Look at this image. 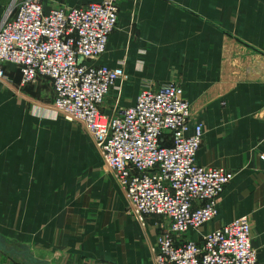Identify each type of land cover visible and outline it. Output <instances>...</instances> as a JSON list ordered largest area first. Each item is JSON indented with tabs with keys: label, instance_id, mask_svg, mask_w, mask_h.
I'll list each match as a JSON object with an SVG mask.
<instances>
[{
	"label": "crops",
	"instance_id": "crops-1",
	"mask_svg": "<svg viewBox=\"0 0 264 264\" xmlns=\"http://www.w3.org/2000/svg\"><path fill=\"white\" fill-rule=\"evenodd\" d=\"M14 0H0V18ZM102 0H44L47 12ZM100 64L122 70L105 111L146 87L182 85L191 124L205 130L197 162L234 172L202 235L250 217L264 264V0H117ZM0 78V264H153L165 221L128 213L115 177L79 124L53 110L46 79Z\"/></svg>",
	"mask_w": 264,
	"mask_h": 264
},
{
	"label": "built area",
	"instance_id": "built-area-1",
	"mask_svg": "<svg viewBox=\"0 0 264 264\" xmlns=\"http://www.w3.org/2000/svg\"><path fill=\"white\" fill-rule=\"evenodd\" d=\"M44 4L14 0L0 18V78L13 66L23 86L46 79L55 92L53 110L83 127L100 153L102 169L121 187L128 213L165 221L153 264H256L250 217L200 240L187 238L217 217L218 198L235 174L198 164L205 130L191 124L182 85L146 87L134 106L120 113L104 110L123 75L100 64L118 25L117 0L49 12Z\"/></svg>",
	"mask_w": 264,
	"mask_h": 264
},
{
	"label": "water",
	"instance_id": "water-1",
	"mask_svg": "<svg viewBox=\"0 0 264 264\" xmlns=\"http://www.w3.org/2000/svg\"><path fill=\"white\" fill-rule=\"evenodd\" d=\"M82 60V59H81ZM0 250H4L6 251L7 250V247H6V244L4 243L1 235H0Z\"/></svg>",
	"mask_w": 264,
	"mask_h": 264
},
{
	"label": "rangeland",
	"instance_id": "rangeland-1",
	"mask_svg": "<svg viewBox=\"0 0 264 264\" xmlns=\"http://www.w3.org/2000/svg\"><path fill=\"white\" fill-rule=\"evenodd\" d=\"M87 135V134H86Z\"/></svg>",
	"mask_w": 264,
	"mask_h": 264
}]
</instances>
